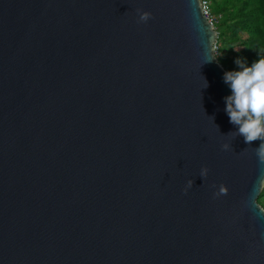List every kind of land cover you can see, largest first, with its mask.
Here are the masks:
<instances>
[{"label": "water", "instance_id": "1", "mask_svg": "<svg viewBox=\"0 0 264 264\" xmlns=\"http://www.w3.org/2000/svg\"><path fill=\"white\" fill-rule=\"evenodd\" d=\"M217 35L200 0H0V264H264Z\"/></svg>", "mask_w": 264, "mask_h": 264}, {"label": "clouds", "instance_id": "2", "mask_svg": "<svg viewBox=\"0 0 264 264\" xmlns=\"http://www.w3.org/2000/svg\"><path fill=\"white\" fill-rule=\"evenodd\" d=\"M137 11L140 21L146 22L151 18V13L140 9ZM214 59L216 58L212 56V59L206 60L205 63L212 62ZM235 63L240 70L226 72L223 80L231 89V95L224 98L225 111L230 123L236 126L238 131H232L227 135H232L234 138L243 136L247 144L261 141L259 147L255 148V153L258 161L264 164V58L254 61L250 66L245 60L239 58ZM205 81V88H207L208 82L206 79ZM229 147V144L223 145L224 150H228ZM208 171L207 167L202 168L200 176L206 178ZM193 184L194 181L189 180L187 188H191ZM227 191L224 185H220L215 195H226Z\"/></svg>", "mask_w": 264, "mask_h": 264}, {"label": "trees", "instance_id": "3", "mask_svg": "<svg viewBox=\"0 0 264 264\" xmlns=\"http://www.w3.org/2000/svg\"><path fill=\"white\" fill-rule=\"evenodd\" d=\"M211 6L219 18L215 26L221 65L238 71V58L249 66L264 58V0H211ZM258 201L264 207V188Z\"/></svg>", "mask_w": 264, "mask_h": 264}, {"label": "built area", "instance_id": "4", "mask_svg": "<svg viewBox=\"0 0 264 264\" xmlns=\"http://www.w3.org/2000/svg\"><path fill=\"white\" fill-rule=\"evenodd\" d=\"M200 2L202 5L204 14L207 16L208 20L211 22L213 27L216 29L215 25L217 24L219 18H217L215 16V13L211 10V0H200ZM214 52H215V55L217 56L218 54L217 41L214 43Z\"/></svg>", "mask_w": 264, "mask_h": 264}, {"label": "rangeland", "instance_id": "5", "mask_svg": "<svg viewBox=\"0 0 264 264\" xmlns=\"http://www.w3.org/2000/svg\"><path fill=\"white\" fill-rule=\"evenodd\" d=\"M211 10L214 11L213 8H212V6H211ZM217 59H218V58H217ZM218 61H220V60L218 59ZM219 63H220V62H219ZM222 66H223V65H222ZM223 67H224V66H223ZM224 68H225V67H224ZM225 69L227 70V72L229 71L227 68H225Z\"/></svg>", "mask_w": 264, "mask_h": 264}]
</instances>
